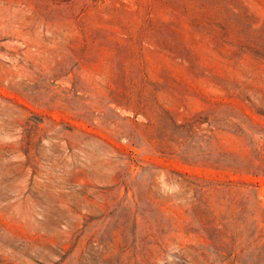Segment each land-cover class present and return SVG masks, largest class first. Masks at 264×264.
Masks as SVG:
<instances>
[{
    "label": "rangeland",
    "instance_id": "1",
    "mask_svg": "<svg viewBox=\"0 0 264 264\" xmlns=\"http://www.w3.org/2000/svg\"><path fill=\"white\" fill-rule=\"evenodd\" d=\"M0 264H264V0H0Z\"/></svg>",
    "mask_w": 264,
    "mask_h": 264
}]
</instances>
